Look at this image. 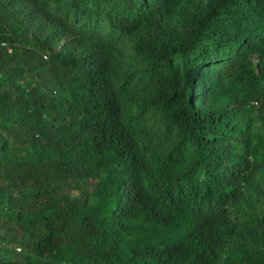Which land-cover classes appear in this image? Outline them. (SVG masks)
<instances>
[{
  "label": "trees",
  "instance_id": "obj_1",
  "mask_svg": "<svg viewBox=\"0 0 264 264\" xmlns=\"http://www.w3.org/2000/svg\"><path fill=\"white\" fill-rule=\"evenodd\" d=\"M263 171L264 0H0V264H264Z\"/></svg>",
  "mask_w": 264,
  "mask_h": 264
},
{
  "label": "rangeland",
  "instance_id": "obj_2",
  "mask_svg": "<svg viewBox=\"0 0 264 264\" xmlns=\"http://www.w3.org/2000/svg\"><path fill=\"white\" fill-rule=\"evenodd\" d=\"M60 45H61V43L59 44V46ZM125 57L127 59L125 62L126 66L128 67V69L133 70L134 65H135L134 64L135 61L132 57L131 52L126 51ZM242 117L246 118L245 115H242ZM249 117L252 119L253 124L255 126H259V116H258V113L256 111H254V113L250 114ZM256 186L258 188V194H257L256 202L259 203L261 205V207H263V209H264V171L260 175V177L256 183ZM0 256L7 261L17 260L19 258V250L14 249L13 247H7V246L0 244Z\"/></svg>",
  "mask_w": 264,
  "mask_h": 264
}]
</instances>
